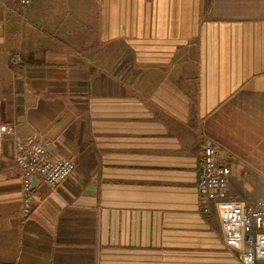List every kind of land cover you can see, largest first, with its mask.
<instances>
[{
  "label": "crops",
  "instance_id": "obj_1",
  "mask_svg": "<svg viewBox=\"0 0 264 264\" xmlns=\"http://www.w3.org/2000/svg\"><path fill=\"white\" fill-rule=\"evenodd\" d=\"M2 1L0 264H242L198 176L205 140L264 176V0ZM32 134L75 169L24 218Z\"/></svg>",
  "mask_w": 264,
  "mask_h": 264
},
{
  "label": "built area",
  "instance_id": "obj_2",
  "mask_svg": "<svg viewBox=\"0 0 264 264\" xmlns=\"http://www.w3.org/2000/svg\"><path fill=\"white\" fill-rule=\"evenodd\" d=\"M29 6L32 0H16ZM14 135L10 124H0V138ZM47 145L36 134L14 137V158L21 173L20 215L28 217L34 208L37 183L55 188L70 178L75 169L72 158H49ZM230 164L217 160L216 146L210 140L202 143V158L198 176L200 208L209 212L214 205L223 230L225 246L236 252L242 264L264 262V202L248 201L229 193Z\"/></svg>",
  "mask_w": 264,
  "mask_h": 264
},
{
  "label": "rangeland",
  "instance_id": "obj_3",
  "mask_svg": "<svg viewBox=\"0 0 264 264\" xmlns=\"http://www.w3.org/2000/svg\"><path fill=\"white\" fill-rule=\"evenodd\" d=\"M1 6L7 7V12L2 18L5 25L12 27L18 25V3L16 0L2 1ZM229 193L240 196L248 201L261 199L264 202V176H237L230 175L229 177ZM264 264V262H259Z\"/></svg>",
  "mask_w": 264,
  "mask_h": 264
}]
</instances>
